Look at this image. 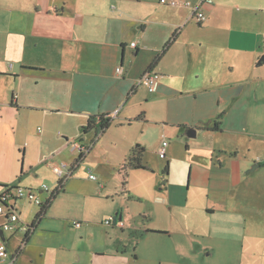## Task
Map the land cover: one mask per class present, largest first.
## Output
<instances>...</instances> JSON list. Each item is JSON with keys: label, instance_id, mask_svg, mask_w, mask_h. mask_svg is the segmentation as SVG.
Returning <instances> with one entry per match:
<instances>
[{"label": "crops", "instance_id": "obj_1", "mask_svg": "<svg viewBox=\"0 0 264 264\" xmlns=\"http://www.w3.org/2000/svg\"><path fill=\"white\" fill-rule=\"evenodd\" d=\"M188 1L200 3L203 22L190 6L160 0H0V118L7 112L22 119L12 129L0 120V142L10 138L0 147V195L13 185L32 188L30 172L44 166H71L79 156L72 142L95 139L94 130L82 132L91 116L117 111L79 165L93 163L104 181L94 196H114L132 149L146 148L148 168L130 169L123 185L141 209L132 215L122 202L104 205L106 216L114 213L115 219L108 240L92 249L102 262L129 257L125 252L139 235L186 240L197 234L236 245L223 264H264V0ZM117 66L124 67L121 76ZM147 70L160 74L155 92L139 83ZM190 128H196L194 136L187 134ZM17 132L32 140L23 149L31 161L26 172L22 162L21 177L12 149ZM164 140L169 143L161 158ZM71 177L14 264L37 235L45 249L39 230L53 235L74 225L51 213ZM32 189L42 203L52 192L41 185ZM20 202L34 201L14 195L9 201L21 222L31 224L40 204L29 221ZM49 218L61 222L44 225ZM85 220L78 233L105 225L103 219ZM126 222L129 231L114 236ZM9 233L5 243L15 253L26 233Z\"/></svg>", "mask_w": 264, "mask_h": 264}, {"label": "rangeland", "instance_id": "obj_2", "mask_svg": "<svg viewBox=\"0 0 264 264\" xmlns=\"http://www.w3.org/2000/svg\"><path fill=\"white\" fill-rule=\"evenodd\" d=\"M0 120H5L4 123L7 127L12 129L14 128L13 125L16 127L17 125L19 126L22 119L17 117L13 118L11 114L6 112ZM9 140L10 138L6 139L3 137V140L0 142V147ZM31 143L32 140L26 133L17 132L14 136L12 149L16 164H18L16 168L18 169L19 175L21 174L22 165H24L22 162L25 163V172L30 166L31 158L29 156L27 158L24 157L23 149L28 145H32ZM100 162H104V159ZM105 172L107 176L110 177L111 171L106 169ZM30 173L31 175L28 179L34 185L32 188L36 190L40 185L42 187L44 184H47L52 191L53 185H57V178L59 177L51 167L44 166L41 172ZM91 174L95 177H91ZM99 177V171L93 163L87 162L86 166H79V169L73 174L69 181L68 191L59 196L51 213L70 220V223L74 220L84 222V219H86L85 221L88 223L89 221L95 223L103 219L102 223L105 224L104 221L114 215L113 213L106 216L107 213L105 212L106 209L104 205L107 202L114 205L122 202V207L125 210H129V214L141 209V201L138 198L130 196L129 192L125 191L121 183L118 191L114 196L109 197L108 200H106L105 195H102V197L98 195L99 197H97L94 196L97 194H91L92 191L100 192L104 186V181H99ZM101 177L102 180H108L103 174ZM95 185L97 188H95ZM49 193L46 192L48 195ZM40 196L42 199L45 197L44 195ZM20 204L26 219L31 221L39 209V204L34 202L26 205L20 202ZM50 222L59 223L61 220L49 218L44 221V225ZM121 222L122 221L118 223L120 224ZM124 223L125 222H123V224ZM126 224L127 227L125 230L121 231L118 227L116 231L118 233H114L113 235L119 237V234L123 235L127 233L129 227L127 222ZM105 225L103 228L93 227L83 234L78 233L77 231L79 230L76 228L77 226L74 225H71L70 228H66L61 232H56L53 235H49L45 230H39L43 240L45 239V249L42 251L40 249L39 235L35 238L33 237V240L20 255L17 264H223L224 256H232L235 254L234 251L236 250V245L234 243L233 246L226 247L216 244L214 239H203L202 236L197 234H192L190 238L186 240L168 234H148L145 236L139 235L134 239L133 243H131L125 252V254L127 253L126 255L130 256L123 259L122 262L121 260H116L114 263H109L107 261L102 262L104 261L102 258L98 257L94 259L92 249L95 244L105 243L108 240L107 232L111 230L112 225H109V228L108 225ZM7 234L10 233L6 232L5 235ZM22 234L23 233H20L15 236L16 238L10 242L11 247L14 248L17 246L19 236ZM207 245H209L210 248H207Z\"/></svg>", "mask_w": 264, "mask_h": 264}, {"label": "built area", "instance_id": "obj_3", "mask_svg": "<svg viewBox=\"0 0 264 264\" xmlns=\"http://www.w3.org/2000/svg\"><path fill=\"white\" fill-rule=\"evenodd\" d=\"M211 0H202V2H210ZM161 3L169 5V6H190L193 10L194 15L196 16L197 20L199 22H203L206 19V15L201 10V5L199 4H192L191 1L184 0H160ZM132 46H136V42L131 43ZM116 72L118 75H122L124 72L123 66H117ZM159 78L160 74L153 70H147L142 74V76L139 78V83L142 85H145L150 92H155L158 88L159 84ZM17 98V95L14 96V99ZM117 113L114 112L111 114L112 116H115ZM168 140H164L159 147L158 153L161 158L166 157V147L168 145ZM86 145L85 143L81 142L80 140H74L72 142V146L75 150L80 152L86 151ZM70 165L68 163H63L59 166H55L54 172L58 175L59 178L66 177L68 174H70ZM91 177H95L93 174H91ZM43 190L49 191L50 188L47 184H44L42 186ZM15 193V194H14ZM16 197H26L30 201H34L38 204H41V200L36 195V192L32 188H24L22 186H15L12 188L6 189L1 195H0V215L4 217L3 223L0 225V230H3L4 235L6 232H14L18 230H22L25 233L29 232L30 230V224L21 222L19 213L13 208L12 203L10 204L9 201H11L12 196ZM115 219V217L111 216L108 219H106L104 222L105 224L109 225L112 223V221ZM74 226L80 227L82 225V222L74 220L73 221ZM121 226H123V222L120 223ZM17 257V252L10 253L7 249L5 239L2 238L0 234V264H14Z\"/></svg>", "mask_w": 264, "mask_h": 264}, {"label": "trees", "instance_id": "obj_4", "mask_svg": "<svg viewBox=\"0 0 264 264\" xmlns=\"http://www.w3.org/2000/svg\"><path fill=\"white\" fill-rule=\"evenodd\" d=\"M170 41H168L165 44L164 48H167L169 46ZM160 58V54L157 56L156 61ZM114 117L111 114H101L98 116H91L87 122L86 125L82 127L83 133H88L92 130L95 131V139L92 141L91 144L86 145V151L80 152L79 156L73 161L70 168V174H68L66 177L59 178L57 187L51 192V195L47 198V200L40 204V210L36 214L35 220L30 224V230L26 233L21 245L19 246L17 250V254L21 253L25 244L29 241L30 235L33 233L34 229L37 227V224L40 222V220L46 215L50 205L60 193L64 189L65 183L70 178L80 163L85 159L88 152L92 149L95 142L98 140V138L102 135V133L105 132L106 129L111 125ZM220 123L221 121H217L214 125V129L219 130L220 129ZM146 151V148L144 146H141L140 144H137L129 154L126 162L123 164L122 167V174H123V185L125 186L128 181V173L130 169L135 168H148L147 164L144 162V153ZM165 172L168 171V166L164 169ZM21 177V175H20ZM15 187V185L10 186L8 188ZM7 188V189H8Z\"/></svg>", "mask_w": 264, "mask_h": 264}, {"label": "water", "instance_id": "obj_5", "mask_svg": "<svg viewBox=\"0 0 264 264\" xmlns=\"http://www.w3.org/2000/svg\"><path fill=\"white\" fill-rule=\"evenodd\" d=\"M262 60H264V55L262 56ZM195 133H196V128H190L189 130H188V135L189 136H194L195 135ZM259 164H255V166H253L252 167V169H254L256 166H258ZM0 234H1V236H2V238L3 239H5V235H4V232H3V230H0Z\"/></svg>", "mask_w": 264, "mask_h": 264}]
</instances>
